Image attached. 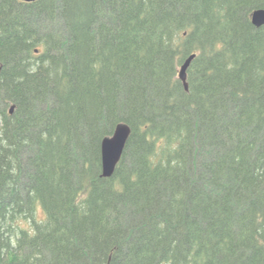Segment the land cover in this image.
Here are the masks:
<instances>
[{"label": "trees", "instance_id": "1", "mask_svg": "<svg viewBox=\"0 0 264 264\" xmlns=\"http://www.w3.org/2000/svg\"><path fill=\"white\" fill-rule=\"evenodd\" d=\"M261 7L0 0V264H264Z\"/></svg>", "mask_w": 264, "mask_h": 264}, {"label": "water", "instance_id": "2", "mask_svg": "<svg viewBox=\"0 0 264 264\" xmlns=\"http://www.w3.org/2000/svg\"><path fill=\"white\" fill-rule=\"evenodd\" d=\"M32 2L35 0H21ZM251 22L254 26L260 27L264 24V7L255 8L250 14ZM195 53L190 54L178 69V78L182 82L185 91L188 90L187 69L195 57ZM14 105H11L9 112L12 113ZM130 134V127L125 123H119L115 126L112 134L101 140V176L110 177L117 164L119 163L125 144Z\"/></svg>", "mask_w": 264, "mask_h": 264}, {"label": "rangeland", "instance_id": "3", "mask_svg": "<svg viewBox=\"0 0 264 264\" xmlns=\"http://www.w3.org/2000/svg\"><path fill=\"white\" fill-rule=\"evenodd\" d=\"M39 18V20L38 21H36V23L35 24H37V25H39L40 26V31H45V32H47L46 30L47 29H52V28H54V26L52 25H49L48 23H46V20H44V19H42L41 17H38ZM38 217L39 218H42L43 217V214H42V212H38Z\"/></svg>", "mask_w": 264, "mask_h": 264}]
</instances>
